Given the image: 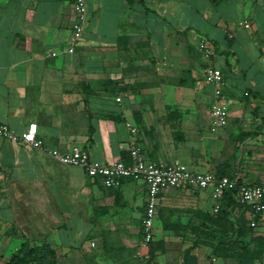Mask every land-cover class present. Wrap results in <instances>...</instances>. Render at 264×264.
Masks as SVG:
<instances>
[{
  "label": "crops",
  "instance_id": "crops-1",
  "mask_svg": "<svg viewBox=\"0 0 264 264\" xmlns=\"http://www.w3.org/2000/svg\"><path fill=\"white\" fill-rule=\"evenodd\" d=\"M86 1L85 34L70 53L73 0H0V121L17 134L37 123L44 143L0 135V257L6 260L29 241L50 243L60 264H149L148 246L141 243L144 181L108 188L83 167L59 162L50 149L78 145L104 163L130 162L131 148L141 144L149 160L179 159L193 170L218 172L203 153L187 156L149 143L144 129L150 111H143V120L137 114L146 94L136 90L139 82H149L145 92L167 104L155 111L166 113L175 104L183 113L181 127L200 130L203 122L211 126L212 116L185 106L184 95L193 90L213 102L215 87L204 71L220 66L229 108L224 143L242 144L243 156L244 147L264 140V0ZM244 20L249 28L239 24ZM198 33L213 45L210 59L198 50ZM137 42L144 43L143 59L134 57ZM243 98L259 113L250 123ZM211 139L200 134V140ZM242 183L264 184V175ZM183 190L198 191L203 205L212 200L213 210L210 190ZM177 191L160 195L155 224L161 205Z\"/></svg>",
  "mask_w": 264,
  "mask_h": 264
},
{
  "label": "rangeland",
  "instance_id": "rangeland-1",
  "mask_svg": "<svg viewBox=\"0 0 264 264\" xmlns=\"http://www.w3.org/2000/svg\"><path fill=\"white\" fill-rule=\"evenodd\" d=\"M194 36V40L197 37L206 38L205 33H198ZM218 40L221 49L229 48L227 40L223 36H220ZM143 44V42L136 43L137 51L134 57L137 60L145 57ZM141 68L143 69V67ZM148 83L139 82L136 85V90L140 93L144 90L143 93H146L143 98L139 99L140 106L137 114L143 120V111H150L145 115L148 120L145 121L144 132L153 147L176 149L178 154L184 153L187 156H191L192 153H203L208 157V162L218 169V172L229 174L230 178L238 182L250 178L251 174L264 175V140L262 143L244 147V155L241 156L243 145L235 141L224 143L223 131L213 132L209 123L203 122L200 130L190 127L182 128L180 119L183 113L175 104L170 105L174 108L169 107L166 113H162V111L158 113L153 109L155 106L167 104L164 100L159 101L145 92ZM152 84L153 82H151ZM119 93L120 91L116 92V94ZM185 93V106H197L205 116L211 114L213 102L201 100V96L195 95L193 90H187ZM243 102L248 113L245 121L250 123L259 113L253 110L254 108L248 107L246 98H243ZM148 106L152 108L149 110ZM200 134L209 135L212 139L208 142L200 140ZM138 145L142 147L141 144ZM199 194L198 191L179 190L174 195L172 202L161 205L159 219L155 224L154 242L148 245L149 264H182L183 254L188 249H191V253L197 257L199 264H238V259L235 256L224 254L215 256L213 250L219 241L236 236L237 220L242 215L254 228L253 233L248 234L244 241L251 244L255 263L264 264V252H260L262 246L257 241L251 240L256 236L264 238V222L255 217L248 208L244 209L243 207L215 214L211 208L213 201H208L207 205L198 203ZM165 255H168L167 261L163 258V260H159V257ZM5 260L4 257H0V264H4Z\"/></svg>",
  "mask_w": 264,
  "mask_h": 264
},
{
  "label": "built area",
  "instance_id": "built-area-1",
  "mask_svg": "<svg viewBox=\"0 0 264 264\" xmlns=\"http://www.w3.org/2000/svg\"><path fill=\"white\" fill-rule=\"evenodd\" d=\"M73 9L75 21L72 28V45L67 49L70 53L75 51L76 45L85 34L88 14L87 1L73 0ZM239 24L246 28L250 27L247 20L241 21ZM198 50L207 59L214 55L213 45L205 37L199 39ZM204 78L208 84L215 87V98L211 108L213 119L211 130L218 132L229 123V108L223 93L225 85L223 69L217 65L208 66L204 71ZM117 101H121V97H117ZM131 130L137 131L135 127H132ZM38 131V124L33 122L21 134H17L6 123L0 121V135L13 142L41 147L44 143L42 139L38 138ZM49 153L62 164L83 167L90 177L100 179L108 188L118 187L127 179L144 181L146 205L141 228L143 246H148L154 240L160 195L168 189L210 190L214 200L213 211L215 213L220 211L226 192L236 190L237 200L248 206L249 211L264 222V184L240 183L229 176H219L216 172L196 171L179 159L172 161L149 160L138 144H135L130 150V162L118 159L111 163H104L94 159L87 149L78 145L72 146L67 151L50 149ZM92 245L94 246L95 243L92 242Z\"/></svg>",
  "mask_w": 264,
  "mask_h": 264
},
{
  "label": "trees",
  "instance_id": "trees-1",
  "mask_svg": "<svg viewBox=\"0 0 264 264\" xmlns=\"http://www.w3.org/2000/svg\"><path fill=\"white\" fill-rule=\"evenodd\" d=\"M219 176H224V173L217 172ZM241 183V182H240ZM243 207L249 208L241 204L236 198V190H229L226 192L221 211H230L232 208ZM218 212V213H219ZM215 213V212H214ZM215 213V214H218ZM254 228L245 220L242 215L237 220L236 236L224 241H219L213 250L215 256L220 255H233L238 259V264H256L255 256L251 249V244L245 242L244 238L248 234L253 233ZM251 240L257 241L262 249L260 252H264V238L260 236L252 237ZM154 242L151 241L150 244ZM152 257L150 258V261ZM4 264H60L55 248L48 242L41 244H31L29 241H24L20 248L16 250ZM182 264H198L197 257L191 253V249H188L183 254ZM226 264V263H223Z\"/></svg>",
  "mask_w": 264,
  "mask_h": 264
}]
</instances>
